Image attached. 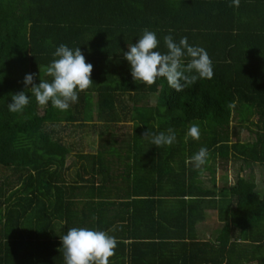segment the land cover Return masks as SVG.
Listing matches in <instances>:
<instances>
[{"label":"trees","instance_id":"trees-1","mask_svg":"<svg viewBox=\"0 0 264 264\" xmlns=\"http://www.w3.org/2000/svg\"><path fill=\"white\" fill-rule=\"evenodd\" d=\"M230 5L0 0V264H65L61 237L72 227L116 237L109 264H264V194L242 175L258 165L264 176V0ZM144 29L156 33L162 53L166 35L203 47L213 78L179 93L166 78L153 85L134 81L123 53ZM60 44L80 47L93 65L92 86L67 111L38 105L29 91L23 113L10 112L27 74H35L37 85L40 76L51 80L46 68ZM193 122L200 138L185 141ZM95 123L97 138L82 151L71 135ZM169 128L177 137L171 146L143 139L149 130ZM242 128L254 141H242ZM201 147L210 155L198 170L185 160ZM217 160L224 168L239 164L231 185H216L210 162ZM207 210L218 213L216 242L195 241ZM166 233L191 240L163 241ZM149 236L162 241L125 244Z\"/></svg>","mask_w":264,"mask_h":264},{"label":"clouds","instance_id":"clouds-1","mask_svg":"<svg viewBox=\"0 0 264 264\" xmlns=\"http://www.w3.org/2000/svg\"><path fill=\"white\" fill-rule=\"evenodd\" d=\"M239 7L240 0H232L230 6ZM167 52L158 51L159 41L155 32L144 29L135 44H128V51L123 53L131 66L134 81L153 85L158 78H166L171 89L183 92L201 79H212L213 62L208 52L200 46H191L187 37L176 42L172 35L164 37ZM54 59L46 68V75L51 80L40 76V83H35V74H27L24 79L25 91L12 94V103L8 109L12 113H23L30 104L28 92L35 97L40 106L51 102L54 108L67 111L71 104L78 102L79 93L88 90L93 81V65L86 62L80 47L75 50L60 44L53 53ZM187 57V60L185 59ZM41 72V68H40ZM30 86V87H29ZM231 103L229 107H233ZM199 125L193 122L185 136L199 140ZM143 139H150L156 147L171 146L176 142V133L169 128L167 132L143 134ZM209 150L201 147L197 153L185 160L196 169H202L209 160ZM96 219V217H93ZM65 264H109L116 255L119 241L116 237L102 230L87 227H72L61 237Z\"/></svg>","mask_w":264,"mask_h":264},{"label":"rangeland","instance_id":"rangeland-1","mask_svg":"<svg viewBox=\"0 0 264 264\" xmlns=\"http://www.w3.org/2000/svg\"><path fill=\"white\" fill-rule=\"evenodd\" d=\"M156 102V98L153 96L151 99V103L154 105ZM100 123H95L94 125H90L88 127H81L80 129H76L75 131H73L72 135H71V141H73L75 144L78 143H83V146H79L82 148V151L84 150L85 152L90 150V143L93 140V138H97V135L95 134V132L99 131V125ZM129 128V127H128ZM89 129L92 130L91 133H88ZM255 129V128H252ZM242 134V141H254L255 139V135L253 133H251L248 129L246 128H242L241 130ZM235 140V138L233 139ZM189 165V164H187ZM217 170L216 173V185L217 186H229L231 185L233 182L236 181L237 178V172L239 170V164L234 166L232 164V166H225V168L222 166L220 160H217L216 163L214 162H210V166H214ZM245 171L242 172V175L248 177V178H252V180L255 182L256 186H257V190H259V195L260 194H264V176H263V172L260 166L258 165H252L249 167H245L244 168ZM3 173V172H2ZM208 179L211 178V173L210 171L208 172ZM213 177V176H212ZM1 178V177H0ZM203 178V177H202ZM207 179V178H206ZM207 179L208 183L209 180ZM203 181V180H202ZM213 183L209 185V187H212ZM168 190V187H166L164 189ZM172 204V203H171ZM175 205V201L173 200V204L172 207ZM177 205L174 207V209H177Z\"/></svg>","mask_w":264,"mask_h":264},{"label":"crops","instance_id":"crops-1","mask_svg":"<svg viewBox=\"0 0 264 264\" xmlns=\"http://www.w3.org/2000/svg\"><path fill=\"white\" fill-rule=\"evenodd\" d=\"M228 166H232V163L230 162ZM227 167V166H226ZM215 168V165H214ZM216 169V168H215ZM217 173V170H216ZM208 172L204 173V179L207 180L208 178ZM211 183L206 182V187L210 188L209 185ZM225 186H218V188H223ZM172 204H165L164 207L166 209H169ZM205 220L203 222H200L196 230L197 232L195 233V241H206V242H216L218 237H219V230H220V222L218 219V213L213 210H207L206 211V216ZM167 232V231H166ZM170 233H166L163 241H172L174 243H182L184 240H191L189 239L190 237L186 236V238H183V236L175 237L172 239ZM169 235V236H168ZM156 240V241H155ZM155 241V242H154ZM158 241H162V238H152L151 236L149 237H142V238H137L133 239L132 237L125 238V244L130 245L133 242L145 244V243H159ZM143 249V248H142ZM197 250V257L199 258V249Z\"/></svg>","mask_w":264,"mask_h":264}]
</instances>
